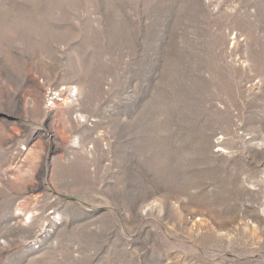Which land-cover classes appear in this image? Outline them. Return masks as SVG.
<instances>
[{
	"label": "rangeland",
	"instance_id": "1",
	"mask_svg": "<svg viewBox=\"0 0 264 264\" xmlns=\"http://www.w3.org/2000/svg\"><path fill=\"white\" fill-rule=\"evenodd\" d=\"M0 264H264V0H0Z\"/></svg>",
	"mask_w": 264,
	"mask_h": 264
}]
</instances>
